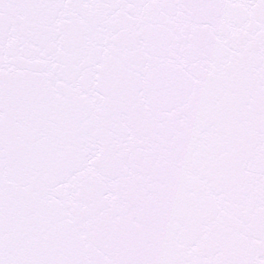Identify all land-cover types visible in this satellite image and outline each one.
Listing matches in <instances>:
<instances>
[{
  "label": "snow or ice",
  "instance_id": "6c2138e0",
  "mask_svg": "<svg viewBox=\"0 0 264 264\" xmlns=\"http://www.w3.org/2000/svg\"><path fill=\"white\" fill-rule=\"evenodd\" d=\"M0 264H264V0H0Z\"/></svg>",
  "mask_w": 264,
  "mask_h": 264
}]
</instances>
